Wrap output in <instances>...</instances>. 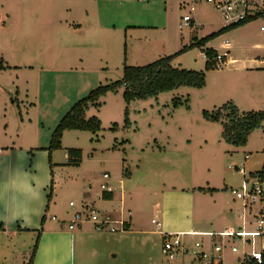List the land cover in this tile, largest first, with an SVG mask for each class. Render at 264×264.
I'll return each instance as SVG.
<instances>
[{
    "label": "rangeland",
    "instance_id": "1",
    "mask_svg": "<svg viewBox=\"0 0 264 264\" xmlns=\"http://www.w3.org/2000/svg\"><path fill=\"white\" fill-rule=\"evenodd\" d=\"M184 16L191 26H184ZM223 26L205 1L0 0V150H33L48 164L52 135L79 100L122 80L126 65L172 56ZM263 26L259 18L209 42L228 53L221 68L205 70L202 48L173 59L174 68L204 71L202 88L182 86L127 102L121 87L91 106L86 119L97 117L101 131H66L63 148L52 154L60 165L54 168L49 218L67 223L85 204L100 216L130 210L133 228L152 232L154 264H179L167 261L154 234L166 217L199 232L232 225L241 210L231 194L242 182L236 167L262 168L264 122L238 147L225 140L223 122L204 112L225 105L240 114L264 112ZM71 150L82 151L79 165L65 164ZM104 173L115 188L111 200L102 198ZM50 192L46 188V196ZM157 203L160 213L154 212Z\"/></svg>",
    "mask_w": 264,
    "mask_h": 264
},
{
    "label": "built area",
    "instance_id": "2",
    "mask_svg": "<svg viewBox=\"0 0 264 264\" xmlns=\"http://www.w3.org/2000/svg\"><path fill=\"white\" fill-rule=\"evenodd\" d=\"M205 1L219 13L224 26L230 27L264 18V0H192ZM192 19L183 17L184 26H191ZM264 32V26L261 27ZM228 53L216 56V66L226 64ZM242 176L241 184L231 188V194L241 201V210L235 222L222 231L216 232H162V254L169 262L179 264H264V164L256 172H247L243 167H236ZM101 184L104 194H115L110 185V175L104 173ZM70 207L75 208L74 202ZM121 211L112 216L110 212L98 215L88 204L74 213L69 229L75 230L85 223L93 225L97 232L122 233L129 227L131 211ZM156 224V221L153 220ZM185 236H199L200 240L188 243Z\"/></svg>",
    "mask_w": 264,
    "mask_h": 264
},
{
    "label": "crops",
    "instance_id": "3",
    "mask_svg": "<svg viewBox=\"0 0 264 264\" xmlns=\"http://www.w3.org/2000/svg\"><path fill=\"white\" fill-rule=\"evenodd\" d=\"M224 45L222 48L226 49L228 44ZM206 48L211 47H208L207 44ZM217 52L219 51L217 50ZM205 59L207 61L206 56ZM231 60L234 59L230 58ZM11 149H8L6 152L0 150V180L4 178V174L11 168H23L26 171L35 172V166L39 165V175L46 179V183L42 189V200L35 205L39 209V212L32 217L30 224H25L20 220L8 223L0 219V264H29L33 255V264H43L41 255L42 244L50 240H64L69 237L74 239L72 264H154V261L150 257L151 241L148 238L152 232L141 228H133L132 215L129 217L127 231L118 232L119 235L117 233L97 232L90 223H85L75 230H70L69 224L71 220L67 223L64 220H58V222L64 223L59 224L55 222L53 215L49 218L50 193L46 196V188L51 189L52 187L53 189L54 168L60 164L55 163L52 158L53 167L51 168L49 159L48 164L41 158L38 159L37 154L35 155L33 150L26 153L18 151L15 148ZM114 196L115 194L113 198ZM154 212H161V205L159 203L155 205ZM110 213L112 216H116L115 211ZM0 215H3L2 208H0ZM44 217L45 220L43 222ZM235 220L236 218L232 224ZM152 224H155L153 220ZM225 228L218 231H222ZM162 232L199 233V231L182 229L181 225L169 220L167 217L159 225L157 231L154 232L161 243L163 242ZM93 252L96 253L95 256L92 255Z\"/></svg>",
    "mask_w": 264,
    "mask_h": 264
},
{
    "label": "trees",
    "instance_id": "4",
    "mask_svg": "<svg viewBox=\"0 0 264 264\" xmlns=\"http://www.w3.org/2000/svg\"><path fill=\"white\" fill-rule=\"evenodd\" d=\"M249 22L236 26L222 27L219 31L212 33L202 39H196L191 45L182 48L176 54L157 60L146 66H125L123 79L111 85H101L90 92V94L79 100L70 111L61 119L56 127L48 151V159L51 168L52 154L61 150L62 139L66 131H86L98 133L101 131V121L97 117L86 119V112L91 106L97 107L101 98L110 92H117L119 88L125 87V99L131 102L135 99L144 100L150 97H157L159 94L176 90L182 86L202 88L206 83L204 71L198 72L187 69H178L172 66V61L176 56L184 54L194 48H202L207 58L205 70L210 71L216 66L217 50L206 48L212 40L234 28L244 26ZM204 116L214 122H223L224 138L227 142L235 146H245L249 135L261 123L264 122V112H250L240 114L239 109L234 105H225L219 110L210 113L204 112ZM128 121V120H127ZM82 160V151L71 150L67 165H79ZM52 191V187H51ZM52 192L49 195L51 201ZM106 200L113 199V194H104ZM45 217L43 218V222ZM34 255L29 264H33Z\"/></svg>",
    "mask_w": 264,
    "mask_h": 264
},
{
    "label": "clouds",
    "instance_id": "5",
    "mask_svg": "<svg viewBox=\"0 0 264 264\" xmlns=\"http://www.w3.org/2000/svg\"><path fill=\"white\" fill-rule=\"evenodd\" d=\"M40 166H35V172L23 168H11L0 180V208L3 215L0 219L8 223L17 220L25 224L32 222L39 209L35 207L42 200V189L46 179L39 175ZM41 255L43 264H72L74 255V239L47 241L42 244ZM96 255L95 252L92 253Z\"/></svg>",
    "mask_w": 264,
    "mask_h": 264
}]
</instances>
